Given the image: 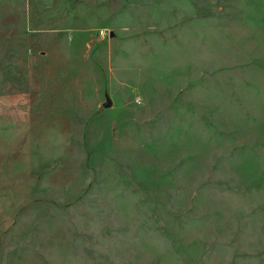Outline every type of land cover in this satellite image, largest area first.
I'll return each mask as SVG.
<instances>
[{
	"label": "rangeland",
	"instance_id": "374dc122",
	"mask_svg": "<svg viewBox=\"0 0 264 264\" xmlns=\"http://www.w3.org/2000/svg\"><path fill=\"white\" fill-rule=\"evenodd\" d=\"M0 264H264V0H0Z\"/></svg>",
	"mask_w": 264,
	"mask_h": 264
},
{
	"label": "water",
	"instance_id": "95a60500",
	"mask_svg": "<svg viewBox=\"0 0 264 264\" xmlns=\"http://www.w3.org/2000/svg\"><path fill=\"white\" fill-rule=\"evenodd\" d=\"M113 35V34H112ZM110 107V104L107 105V108Z\"/></svg>",
	"mask_w": 264,
	"mask_h": 264
}]
</instances>
